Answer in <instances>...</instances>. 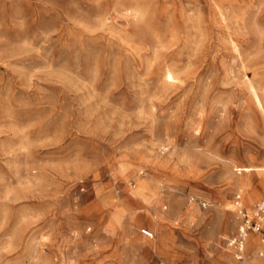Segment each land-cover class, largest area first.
Here are the masks:
<instances>
[{"label":"rangeland","instance_id":"1","mask_svg":"<svg viewBox=\"0 0 264 264\" xmlns=\"http://www.w3.org/2000/svg\"><path fill=\"white\" fill-rule=\"evenodd\" d=\"M253 90L264 0H0V264H233Z\"/></svg>","mask_w":264,"mask_h":264},{"label":"built area","instance_id":"2","mask_svg":"<svg viewBox=\"0 0 264 264\" xmlns=\"http://www.w3.org/2000/svg\"><path fill=\"white\" fill-rule=\"evenodd\" d=\"M242 197V192L238 190L235 193V202L238 204L239 225L236 232L226 240L227 247L234 254L233 264L244 262L246 240L250 234L258 236L261 245L257 247V252L264 257V197L256 202L251 214L240 205ZM141 232L149 238L153 237V232L148 229H142Z\"/></svg>","mask_w":264,"mask_h":264},{"label":"bare ground","instance_id":"3","mask_svg":"<svg viewBox=\"0 0 264 264\" xmlns=\"http://www.w3.org/2000/svg\"><path fill=\"white\" fill-rule=\"evenodd\" d=\"M252 94H253V100H254V103H255L256 107L260 111V114L262 115V117H264V96L259 94L256 90H253ZM262 167H264V165L260 166L259 168H262ZM259 168H257V169H259ZM245 170H247V168ZM248 180H249V176H246L245 179H241L240 178V179L236 180L235 183L240 186L239 187L240 191H243L242 186L245 185L246 182H248ZM258 185L264 186V175H261L259 177V180H258L257 184L250 189V193H249L250 196H255V195H257L259 193L260 190L258 188ZM164 216H165V213L163 211H159L156 214V217H157L156 219H157V221L160 222V227L162 225V221L164 219ZM249 238H250V236L247 237L246 244H247V241L249 240ZM251 241H252L253 244H255V245L257 244V246L261 245V243L258 240L256 241L255 237L251 238ZM134 243H135V245H139L140 247H143L144 245L148 244L146 242H143V240L142 241L136 240ZM222 258L230 259V257L229 258L228 257H222ZM249 264H264V257H262V259L258 258V256H257V258H252V260L250 261Z\"/></svg>","mask_w":264,"mask_h":264},{"label":"crops","instance_id":"4","mask_svg":"<svg viewBox=\"0 0 264 264\" xmlns=\"http://www.w3.org/2000/svg\"><path fill=\"white\" fill-rule=\"evenodd\" d=\"M249 236H250V238H251V236H252V238H253V237H256V238L258 239V236L255 235V234H250ZM250 238H249V239H250Z\"/></svg>","mask_w":264,"mask_h":264}]
</instances>
